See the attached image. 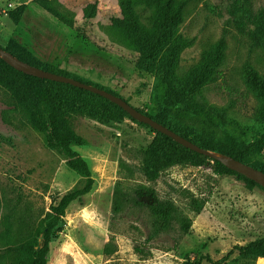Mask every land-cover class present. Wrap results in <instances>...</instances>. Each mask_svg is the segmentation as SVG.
I'll return each mask as SVG.
<instances>
[{
  "label": "rangeland",
  "instance_id": "374dc122",
  "mask_svg": "<svg viewBox=\"0 0 264 264\" xmlns=\"http://www.w3.org/2000/svg\"><path fill=\"white\" fill-rule=\"evenodd\" d=\"M35 1L0 0L2 49L118 96L151 118H165L188 140L226 154L221 156L247 149L243 160L264 168V146L255 144L264 133L255 121L259 104L243 75L248 65L264 80V35L242 16L237 0H186L179 28L192 41L180 55L181 73L224 36L222 76L196 97L219 118L215 127L188 117L181 107L161 104L154 74L136 68L137 55L111 28L120 17L118 0H47L73 17L71 27ZM94 1L95 17L85 20L82 10ZM248 1L254 11H264V0ZM19 7L23 13L16 21ZM49 87L62 104L65 127L87 142L72 148L86 161L94 185L66 209L47 264H184L204 256L212 262L203 264H264L263 258L233 251L264 239L263 191L235 176L214 174L210 160L200 168L170 166L149 181L141 167L145 153L161 144L156 131L89 93ZM41 109L45 114L46 107ZM0 135L3 236L8 226L15 234L43 226L53 200L80 187L83 178L47 146L45 133L1 83ZM5 251L0 243V264H7Z\"/></svg>",
  "mask_w": 264,
  "mask_h": 264
},
{
  "label": "trees",
  "instance_id": "16d2710c",
  "mask_svg": "<svg viewBox=\"0 0 264 264\" xmlns=\"http://www.w3.org/2000/svg\"><path fill=\"white\" fill-rule=\"evenodd\" d=\"M237 1L240 4L237 9H239L242 16L255 25L257 31L264 35V11H254L248 0ZM35 3L39 8L50 13L66 26L71 27L73 25V17H69L62 10H58L57 3L47 0H37ZM186 4V0H118L120 17L112 19L111 28L118 41L131 53L137 55L136 68L154 74V93H157L156 97L161 94L159 99L161 104L169 107H181L188 117L202 120V122L215 127L220 122L219 118L206 111L199 104L196 97L203 88L216 83L221 78L226 46L225 39L222 36L214 46L200 56L195 65L187 69L186 72L181 73L179 70L180 55L192 44L191 40L179 33ZM22 8H17L14 13L16 21L23 13ZM96 8V1L88 4L82 10L83 18L92 20L95 17ZM5 51L33 67L69 77L60 72L49 71V69L38 65L36 61L25 59L9 49ZM0 67L3 70V73L0 74V83L10 92L16 104L29 114L34 128L45 133L47 146L63 157L68 166L83 178L80 187L74 188L53 200L50 211L43 221V226L35 229H24L23 232L17 233L18 235L8 226L3 236H0V243L6 247L2 258L7 264H47L51 238L58 231L66 209L72 202H81L82 198L91 192L94 185L86 161L72 148L74 144L83 145L87 142L65 127L62 104L49 86L60 85L86 94L89 93L93 97L108 102L123 114L129 115L115 104L89 91L24 75L9 67L1 59ZM243 75L245 83L254 93L259 104L255 113V121L262 125L264 129V80L258 77L248 65L245 67ZM42 105L46 107L45 114L41 109ZM151 119L187 139L184 131L179 127L174 128L170 123H166L165 118ZM156 133L160 137L159 142L161 144L145 153L142 161L141 170L147 180L155 181L162 170L176 164L184 163L200 168L210 160L214 174L235 176L244 181L248 187L258 188L264 192L263 188L243 175L227 168L221 161L199 155L178 145L171 138ZM0 140L5 139L0 135ZM189 141L206 151L226 155L214 147L200 144L191 138ZM260 143L264 146V133L255 144ZM246 150L236 151L229 156L264 173V168L254 166L243 160L242 155ZM155 213L163 219L167 217L164 210H157ZM233 251H236L239 255L264 259V239H256L244 245H235ZM204 261L207 263L212 262L208 256H204L184 264H203Z\"/></svg>",
  "mask_w": 264,
  "mask_h": 264
},
{
  "label": "water",
  "instance_id": "95a60500",
  "mask_svg": "<svg viewBox=\"0 0 264 264\" xmlns=\"http://www.w3.org/2000/svg\"><path fill=\"white\" fill-rule=\"evenodd\" d=\"M0 59L5 64H7L9 67L13 68L15 71H18L24 75H28L32 77L34 76L35 78H38V79L49 80V81H53L57 83L67 84V85H70V86H73V87H76V88H79L85 91H89L90 93H93L95 95H98L108 100L109 102L115 104L119 108H121L125 113H127L136 122L143 123L149 126L154 131L171 138L178 145L190 151H194L199 155H203L205 157H210V158H214V159L221 161L227 168L235 171L238 174L243 175L247 179H250L256 185L264 189V173L263 172L255 170L251 166H248L240 161H237V160L225 157V156H221L220 154L206 151L198 147L197 144H194L190 142L188 139H185L181 137L180 135H177L176 133H174L167 127H164L158 124L156 121L151 119L149 116L142 114L141 112L133 108L125 100L121 99L118 96H115L105 90H102V89L90 86L88 84H85L83 82L77 81L70 77L54 74V73L47 72V71L38 69L36 67H33L27 63L20 61L15 56L5 51L1 47H0Z\"/></svg>",
  "mask_w": 264,
  "mask_h": 264
}]
</instances>
